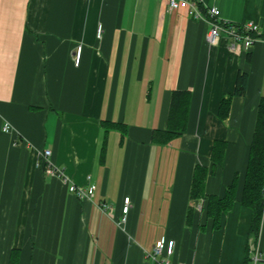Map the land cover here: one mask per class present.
<instances>
[{"label": "crops", "instance_id": "0c3cea01", "mask_svg": "<svg viewBox=\"0 0 264 264\" xmlns=\"http://www.w3.org/2000/svg\"><path fill=\"white\" fill-rule=\"evenodd\" d=\"M206 2L228 21L258 25L255 44L210 45L209 22L167 0H0V264L13 253L19 264H156L150 254L169 239L170 264H247L252 245L264 248V217L255 240L241 204L264 95V0ZM240 71L247 92L222 120ZM178 90L192 94L188 128L159 144L154 132L166 129ZM105 121L125 128L106 131ZM215 140L227 143L221 166ZM197 164L209 169L208 194L223 197L239 176L220 229L208 201L191 199ZM90 182L91 198L70 190Z\"/></svg>", "mask_w": 264, "mask_h": 264}, {"label": "trees", "instance_id": "16d2710c", "mask_svg": "<svg viewBox=\"0 0 264 264\" xmlns=\"http://www.w3.org/2000/svg\"><path fill=\"white\" fill-rule=\"evenodd\" d=\"M260 37L259 34H255ZM249 75L240 71L236 80L234 93L223 95L219 107V118L226 120L230 114L233 98L244 96L247 92ZM192 102V94L189 91H174L171 98L170 111L167 127L164 130L156 129L154 141L159 144H166L176 136L183 134L188 128L189 111ZM106 131L118 128L123 130L125 127L120 123L103 122ZM125 131V130H124ZM227 143L222 140H215L212 149L211 159L214 165L221 166L224 163ZM209 169L197 164L194 170L193 182L191 187V199L208 201L207 216L213 219L214 229L221 228V219L224 214L232 210L236 201L239 176L235 175L233 183L228 187L225 195L208 194L205 191V183ZM241 204L251 209L250 236L258 239L264 217V95L260 98L258 114L250 146L248 167L245 174V185ZM194 219V208L190 207L187 214V224L191 225ZM201 228H204L201 227ZM248 247V246H247ZM249 251V249H248ZM251 262V257L247 253L246 263ZM10 264H19L18 253L12 255Z\"/></svg>", "mask_w": 264, "mask_h": 264}, {"label": "built area", "instance_id": "2783aa9c", "mask_svg": "<svg viewBox=\"0 0 264 264\" xmlns=\"http://www.w3.org/2000/svg\"><path fill=\"white\" fill-rule=\"evenodd\" d=\"M170 9H184L192 17L200 20H206L209 22V30L206 38L210 45H216L220 42L222 37H227L231 40V49L234 51L241 50L243 47L246 49L251 48L259 37L255 34H259V27L253 22L234 23L223 18L219 6L214 3L208 5L206 0H167ZM218 1V0H215ZM103 35V26L99 24L97 28V36L100 38ZM82 52V45L76 50L75 63L79 65ZM2 130L9 133L12 130V125L9 122H5ZM51 154V150H46L43 153V157H47ZM49 172L55 174L53 168L48 169ZM96 185L92 182L87 188L77 187L74 184L70 185V190L77 193L81 198H91L94 195ZM123 207V216L120 220V224L123 225L126 222L127 214L129 211L130 197H125ZM105 210L109 207L107 204L102 206ZM175 240L169 239L158 242L150 257L156 264H170V257L174 253ZM251 263L252 264H264V248L258 246H251ZM161 257V259L159 258Z\"/></svg>", "mask_w": 264, "mask_h": 264}]
</instances>
